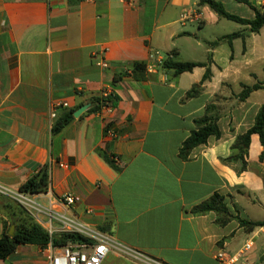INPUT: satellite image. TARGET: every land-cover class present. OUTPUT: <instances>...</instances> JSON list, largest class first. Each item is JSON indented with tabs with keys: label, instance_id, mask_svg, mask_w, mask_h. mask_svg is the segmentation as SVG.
Masks as SVG:
<instances>
[{
	"label": "crops",
	"instance_id": "obj_1",
	"mask_svg": "<svg viewBox=\"0 0 264 264\" xmlns=\"http://www.w3.org/2000/svg\"><path fill=\"white\" fill-rule=\"evenodd\" d=\"M200 1L0 0V188L16 193L47 176V191L34 199L47 208L64 194L79 197L75 206L56 210L93 229L108 227L117 243L156 264H224L215 258L219 252L238 254L248 242L253 247L238 264L264 263V225L248 232L236 219L264 223L258 136L245 171L227 161L264 107V89L238 99L243 86L264 82V28L251 33ZM216 1L232 15L255 19L245 3ZM263 1L249 0L259 9ZM235 33L245 37L227 38ZM156 52L204 66L175 75L151 58ZM100 60L109 67L98 66ZM137 63L145 72L133 69ZM197 85L200 94L187 100ZM110 94L116 108L90 111L93 98ZM211 104L221 114L220 138L210 137L183 159V143ZM85 105L61 133H52L63 113ZM99 152L114 157L120 170ZM216 194L234 218L225 226L214 212L193 213ZM5 199L13 201L0 192V236ZM47 219L40 217L44 229ZM7 260L48 264L43 248L33 245H20ZM102 264L152 262L113 251Z\"/></svg>",
	"mask_w": 264,
	"mask_h": 264
},
{
	"label": "trees",
	"instance_id": "obj_2",
	"mask_svg": "<svg viewBox=\"0 0 264 264\" xmlns=\"http://www.w3.org/2000/svg\"><path fill=\"white\" fill-rule=\"evenodd\" d=\"M239 2L249 5L255 11V19L246 20L238 16L228 13L225 6L216 0H201L199 6H208L212 11L217 13L221 18L229 21L236 22L243 26L250 28L251 33H258L264 28V7L259 9L254 7L249 0H238ZM245 37V33H235L227 37L232 40L236 37ZM204 66L200 63L194 62H173L170 59L166 60L163 67L167 70H172L175 75H180L185 72H191L196 67ZM136 70H142L145 72L146 66L139 63L134 65ZM210 70H207L203 77V81L210 78ZM264 89V82L257 83L252 87L243 86V90L238 95V99L245 101L252 92ZM201 92V86H194L187 94L186 99L197 97ZM118 98L113 95L95 97L92 100L93 113L101 112L103 109H114L117 107ZM221 118L219 108L216 104H211L206 107L205 115L195 120V130L191 133L189 138L183 143L180 151V155L183 159H187L192 150L200 145L207 143L210 137L220 138L221 132L218 127V121ZM74 119V111H67L63 113L58 119H56L52 133L57 135L63 131ZM257 135L260 144L263 148L259 160L264 162V107L256 118L254 126L249 129L245 134L239 136L232 146L233 154L227 159L229 162H240L241 172L247 169L248 151L251 145L252 136ZM105 162L113 168L115 171H119V167L115 163L114 157L109 156L106 153L99 152ZM47 176L43 177L41 181H37L36 178L30 179L21 188L20 192L25 194L36 195L47 191ZM4 207L7 210L5 227L6 232L0 236V261H6L11 255H13L20 245H33L40 248H45L49 242H52L54 246H64L68 243H83L88 240L79 234L70 233H56L50 236V234L25 210L20 204L10 199L3 200ZM214 212L219 217L217 223L220 226L227 225L232 219H234L224 202V197L216 194L207 201L201 203L193 209V213L196 215H205ZM240 225L244 227L248 232L255 230L257 227H261L264 223L261 222H249L236 218ZM12 226H15V234L11 237L8 232ZM99 231L111 236V232L108 227L99 228Z\"/></svg>",
	"mask_w": 264,
	"mask_h": 264
},
{
	"label": "built area",
	"instance_id": "obj_3",
	"mask_svg": "<svg viewBox=\"0 0 264 264\" xmlns=\"http://www.w3.org/2000/svg\"><path fill=\"white\" fill-rule=\"evenodd\" d=\"M264 6V1L261 4ZM184 19V17L182 18ZM151 58H156L158 65L163 66L164 62L171 59L168 56L166 60L161 58V55L156 52L151 55ZM97 65L103 68L109 67L104 60L97 62ZM62 107H67V104H62ZM55 118L56 115L52 114ZM114 136V135H113ZM1 193L8 194L13 200L26 207L33 215L34 219L39 223L41 215L48 219L46 223L48 227L45 229L50 236L56 233L79 234L85 237L88 241L83 243H68L64 246H54L52 242L43 249L46 254L48 264H102L106 257L113 251L120 253L123 256L130 257L135 262H140L146 259L152 264H156L141 253L135 250L126 248L117 243L110 235L84 225L74 215L65 212H59L57 207L71 208L80 202V198L72 194H64L58 198L49 200V207H44L40 202L33 198L31 194L22 192L11 193L0 188ZM57 223L59 228H55L53 223ZM40 224V223H39ZM41 225V224H40ZM253 247L252 242L245 244L244 248L235 255H227L224 252H219L216 255V260L224 264H238L240 258L249 252Z\"/></svg>",
	"mask_w": 264,
	"mask_h": 264
},
{
	"label": "water",
	"instance_id": "obj_4",
	"mask_svg": "<svg viewBox=\"0 0 264 264\" xmlns=\"http://www.w3.org/2000/svg\"><path fill=\"white\" fill-rule=\"evenodd\" d=\"M90 107V105H85L82 108H80L77 112L74 113V117L78 118L82 113H84L88 108ZM15 234V226H12L8 232L9 236H13Z\"/></svg>",
	"mask_w": 264,
	"mask_h": 264
},
{
	"label": "rangeland",
	"instance_id": "obj_5",
	"mask_svg": "<svg viewBox=\"0 0 264 264\" xmlns=\"http://www.w3.org/2000/svg\"><path fill=\"white\" fill-rule=\"evenodd\" d=\"M225 21V23H227V25H236V24H234V23H232V22H229V21H227V20H224ZM13 201H15V200H13ZM16 203H18L17 201H15ZM18 204H20V203H18ZM23 208H25V210H27L29 213H30V215H32V213L26 208V207H24L22 204H20ZM32 217H33V215H32ZM0 264H13L11 261H9V260H6V261H0ZM258 264H260V263H258ZM262 264H264V263H262Z\"/></svg>",
	"mask_w": 264,
	"mask_h": 264
}]
</instances>
